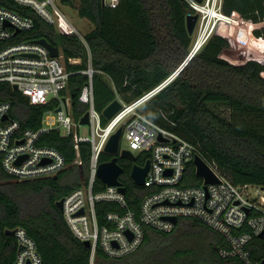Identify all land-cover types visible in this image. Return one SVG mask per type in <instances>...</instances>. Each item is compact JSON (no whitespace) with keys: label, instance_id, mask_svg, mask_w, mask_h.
I'll return each instance as SVG.
<instances>
[{"label":"trees","instance_id":"1","mask_svg":"<svg viewBox=\"0 0 264 264\" xmlns=\"http://www.w3.org/2000/svg\"><path fill=\"white\" fill-rule=\"evenodd\" d=\"M63 2L74 4L79 15L93 23L94 28L85 34L87 44L76 33L60 32L14 0H0V5L35 19V28L20 32L14 40L45 38L64 54L66 67L73 72L65 93L71 96L76 121L88 109L78 97L89 80L83 71L90 60L95 70V107L103 112L117 94L130 103L159 85L175 73L193 48L186 25L192 10L185 0H122L116 7L106 6L102 0ZM224 11L240 17V25L220 21L209 40L141 111L193 142L234 183L264 185V0H224ZM69 58L81 61L70 63ZM99 71L112 79L117 93ZM4 100L12 102L11 115L32 129H39L45 111L54 108L52 104H31L9 83L1 82L0 101ZM209 102L229 103L232 119L221 117ZM160 111L168 112L167 117ZM106 121L102 116V122ZM38 144L57 148L67 166L55 175L18 180L0 161V264H12L15 258L17 246L6 230L17 226L35 240L42 264H90L91 248L73 234L57 201L87 182L91 145L80 142L78 154L73 135H62L57 129L43 133ZM112 158L102 152L100 161ZM148 158L140 153L135 160L118 159L125 168L120 180L128 204L137 212L150 189L137 185L130 171ZM188 171L186 185L199 183L193 163ZM105 188L97 179L94 190ZM96 207L100 223L105 222L106 211L119 210L110 201H100ZM228 245L219 231L195 217L183 216L170 232L146 226L140 247L123 258H110L98 249L95 264H241L237 257L220 255V248ZM248 248L252 258L264 259V235L254 236Z\"/></svg>","mask_w":264,"mask_h":264},{"label":"built area","instance_id":"2","mask_svg":"<svg viewBox=\"0 0 264 264\" xmlns=\"http://www.w3.org/2000/svg\"><path fill=\"white\" fill-rule=\"evenodd\" d=\"M121 1L102 0V3L116 7ZM185 1L191 7V13L198 15L194 28L196 38L193 48L196 50L214 34L220 21L235 25L241 23L240 17L225 13L224 0ZM14 2L32 9L60 32L76 33L87 44L55 0ZM35 26L32 16L0 5V83H9L31 104L54 106L45 111L41 127L32 129L23 127L21 121L11 115V101H0V161L5 171L18 180L51 176L67 165L57 148L38 144L43 133L57 129L62 135H73L78 154L80 142L90 143L91 162L87 182L62 197V213L71 231L81 241L90 242V264H95L98 249L110 258H123L135 252L144 240L146 226L170 232L176 227L178 218L183 216L195 217L224 235L229 245L220 248L222 257H237L241 264H264V259L252 258L248 248L253 237L260 236L264 231V185L234 183L216 164L206 160L193 142L162 127L141 111V106L166 86L176 73L130 103L117 94L116 99L122 106L111 118H106L95 107V70L90 60L88 68L83 71L88 74L89 80L78 97L89 112V123L86 125L90 126L91 132L83 135L80 120L87 111L78 121L74 119L71 96L65 93L73 72L67 69L62 51L59 49V54L54 56L38 40H14L17 34L29 32ZM80 61V58H69L70 63ZM105 77L117 93L112 79L106 74ZM14 85H17L16 89ZM102 116L107 119L106 123L102 122ZM120 127V142L125 138L128 147L122 149L119 145L118 155L122 150H129L134 155L140 151L147 154V160H150L142 185L150 192L141 199L138 212L129 206L126 193L121 192L118 186L106 185L101 191L94 190L99 179L100 156L106 152L105 146L111 135ZM198 155L213 170L218 178L216 182L206 183L204 177L196 173L195 158ZM191 163L195 165L199 183L186 185ZM100 201L115 202L119 206V210L105 212L104 223H100L97 213L96 205ZM9 230H13L14 234L8 233ZM6 234L14 237L17 246L12 264H42L36 242L24 227L9 228ZM1 249L0 228V252Z\"/></svg>","mask_w":264,"mask_h":264},{"label":"water","instance_id":"3","mask_svg":"<svg viewBox=\"0 0 264 264\" xmlns=\"http://www.w3.org/2000/svg\"><path fill=\"white\" fill-rule=\"evenodd\" d=\"M198 19L197 14H188L186 17V25L187 30L190 35L194 33V28L196 21ZM38 42L44 44L51 52L52 55L57 56L59 54V48L52 45L47 39L41 38ZM196 48H192L187 58L183 61V63L179 66V68L175 71L176 75L185 67L188 61L192 58V56L196 52ZM14 88H17V85H14ZM122 104L118 99H114L103 111V114L106 118H111L120 108ZM7 115L5 116V118ZM80 122L82 124L89 123V112L87 111L83 117L81 118ZM122 135V128L120 127L115 133L111 135L109 138L106 146L105 151L113 155V158L108 161H103L99 164L97 170L98 178L104 182L106 185L109 186H118L119 190L123 193H126V188L123 186L122 181L120 180L121 174L125 172V168L119 163V145L120 139ZM120 157L123 158H131L135 159V156L129 150H122L120 153ZM22 159V158H21ZM195 165H196V173L199 176L204 177L206 183L216 182L218 180L217 176L210 168V166L206 163V161L201 156H196L195 158ZM150 168V160H147L144 165L134 164L131 168L130 175L133 181L142 186L145 182L146 175ZM57 206L62 211L63 208V199L57 201ZM82 212V211H81ZM176 221V218H173ZM8 233L14 234L13 230H9ZM264 235V231L260 233V236ZM84 244L90 247V242L85 241Z\"/></svg>","mask_w":264,"mask_h":264},{"label":"rangeland","instance_id":"4","mask_svg":"<svg viewBox=\"0 0 264 264\" xmlns=\"http://www.w3.org/2000/svg\"><path fill=\"white\" fill-rule=\"evenodd\" d=\"M59 8L65 12L69 21L75 26L77 31L81 33L82 37L85 38V34L94 28L93 23L87 19L86 17H81L78 13V10L74 6V4H66L63 0H55ZM240 25V24H238ZM196 38V32L192 34L193 46ZM192 46V47H193ZM107 79V78H105ZM207 105L213 109L216 113H218L221 117L226 120H231L233 116V111L229 103L227 102H209ZM163 117H167L168 112L160 111ZM81 133L83 135H89L91 132L90 126L83 124L81 125ZM120 147L122 149H127L128 144L125 138H122L120 142ZM140 151L135 152V155L138 156Z\"/></svg>","mask_w":264,"mask_h":264},{"label":"flooded vegetation","instance_id":"5","mask_svg":"<svg viewBox=\"0 0 264 264\" xmlns=\"http://www.w3.org/2000/svg\"><path fill=\"white\" fill-rule=\"evenodd\" d=\"M135 156V159H136V155H134ZM131 159V158H130ZM135 159H132V160H135Z\"/></svg>","mask_w":264,"mask_h":264}]
</instances>
